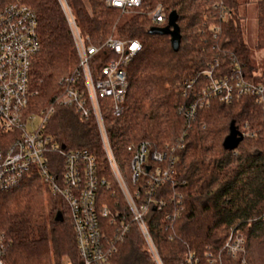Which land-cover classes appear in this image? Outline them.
Returning a JSON list of instances; mask_svg holds the SVG:
<instances>
[{"label": "trees", "instance_id": "obj_1", "mask_svg": "<svg viewBox=\"0 0 264 264\" xmlns=\"http://www.w3.org/2000/svg\"><path fill=\"white\" fill-rule=\"evenodd\" d=\"M85 37L100 44L106 38L138 39L143 44L129 69L125 111L111 120L110 139L115 156L130 175L131 160L143 142L150 152L171 147L176 157L173 173L156 193L166 205L146 215L149 230L163 264H264V104L252 94L230 102L213 98L187 123L179 108L201 100L209 79L241 70L251 81L261 80L251 65L250 49L241 26L239 0H143L127 19L104 0H67ZM19 3L37 15L40 50L32 61L34 102L48 103L60 78L78 61L74 39L59 0H0ZM161 5L167 16L178 14L181 44L174 50L168 34H151L149 10ZM257 23L264 48V0H258ZM197 83L186 90V82ZM246 133L234 150L223 141L231 122ZM46 130L70 148H88L105 166L99 136L90 122L73 110L58 108ZM185 144L184 147L181 145ZM131 147V149H130ZM40 176L0 195V236L7 246V264H80L76 238L65 202L52 194ZM182 198H179V197ZM119 195L117 196V198ZM112 203V199L109 198ZM115 199V198H114ZM120 198H118L119 200ZM181 206L183 211L178 214ZM62 212V219H57ZM176 217L173 219V215ZM245 238V253L232 257L223 250L232 232ZM112 264H157L136 225L119 245Z\"/></svg>", "mask_w": 264, "mask_h": 264}, {"label": "built area", "instance_id": "obj_2", "mask_svg": "<svg viewBox=\"0 0 264 264\" xmlns=\"http://www.w3.org/2000/svg\"><path fill=\"white\" fill-rule=\"evenodd\" d=\"M104 1L107 7L124 13L139 11L143 4V0ZM59 2L78 61L60 78L59 89L51 100L38 110L32 109L38 91L33 90L30 78L33 58L41 47L37 15L24 4L0 5V195L36 174L69 210L80 264H112L132 224L139 229L157 264H163L146 215L151 207L160 211L166 205V200L158 199L156 193L173 173L176 157L170 151L175 147L150 152V144L143 142L131 160L127 176L115 156L109 132L111 120L125 111L129 69L143 44L138 39L115 36L95 44L83 36L68 1ZM149 15L155 26L168 20L161 5ZM236 68L225 77H213L211 69L200 73L209 79L200 89L201 100L179 108L187 123L194 121L198 109L207 107L213 98L230 102L252 94L264 104V76L251 81ZM196 83L197 77L186 82V90ZM63 107L95 127L107 166L93 150L70 148L46 130L57 109ZM184 146L182 143L181 147ZM108 197L113 199L112 203ZM183 209L181 206L178 214ZM175 217L176 213L172 218ZM7 246L0 236V264H7ZM223 250L232 257L244 254V235L232 231ZM210 263L218 264V259L211 257ZM63 264L73 263L66 260ZM242 264H247L244 257Z\"/></svg>", "mask_w": 264, "mask_h": 264}, {"label": "rangeland", "instance_id": "obj_3", "mask_svg": "<svg viewBox=\"0 0 264 264\" xmlns=\"http://www.w3.org/2000/svg\"><path fill=\"white\" fill-rule=\"evenodd\" d=\"M239 3H240V11L239 12H240L241 16L243 17L240 22H241V26L244 30L245 41H246V43L250 49L251 65L254 67L255 74H257V75L263 74L264 75V48H259L257 46L259 40H261V38H262L261 31H260V29L258 27V23H257L258 0H239ZM150 11L151 10H149V12ZM130 15H132L131 12H126L124 15V19H127ZM167 24H168V20L165 23H163L162 26H158V27H164ZM81 31H82L83 36H84L85 35L84 29L81 28ZM45 104H47V102ZM44 105H41L38 102H34L32 105V109L38 110L39 108H41ZM245 132L249 133L247 135L253 134L250 130H247ZM62 142L68 145L67 142H65V141H62ZM108 201H109V199H108ZM66 260H68V259H64V261H66Z\"/></svg>", "mask_w": 264, "mask_h": 264}, {"label": "water", "instance_id": "obj_4", "mask_svg": "<svg viewBox=\"0 0 264 264\" xmlns=\"http://www.w3.org/2000/svg\"><path fill=\"white\" fill-rule=\"evenodd\" d=\"M178 14L176 11H171L168 16V24L164 27L153 26L150 29L151 34H168L171 38V44L174 50H178L181 44V31L178 25ZM244 139L243 133L236 127L232 121L229 128V133L223 141V146L227 150H234ZM62 212H58L57 219H62Z\"/></svg>", "mask_w": 264, "mask_h": 264}]
</instances>
